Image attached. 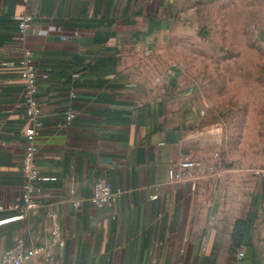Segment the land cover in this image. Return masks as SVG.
I'll return each instance as SVG.
<instances>
[{
    "label": "crops",
    "instance_id": "0c3cea01",
    "mask_svg": "<svg viewBox=\"0 0 264 264\" xmlns=\"http://www.w3.org/2000/svg\"><path fill=\"white\" fill-rule=\"evenodd\" d=\"M178 5L0 0V220L23 205L25 50L44 115L37 166L56 178L35 184L37 206L24 220L0 226V264L22 238L42 249L32 264L48 256L56 264H264L263 190L228 180L218 151L202 141L193 87L178 67L161 65ZM25 15L50 33L20 39ZM187 157L207 170L170 180ZM98 181L117 194L109 208L91 201ZM241 249L246 259L238 261Z\"/></svg>",
    "mask_w": 264,
    "mask_h": 264
},
{
    "label": "rangeland",
    "instance_id": "374dc122",
    "mask_svg": "<svg viewBox=\"0 0 264 264\" xmlns=\"http://www.w3.org/2000/svg\"><path fill=\"white\" fill-rule=\"evenodd\" d=\"M166 38L161 65L193 87L202 141L221 134L209 145L228 180H254L264 192L252 175L264 169V0H179ZM257 203L264 212V194Z\"/></svg>",
    "mask_w": 264,
    "mask_h": 264
},
{
    "label": "built area",
    "instance_id": "2783aa9c",
    "mask_svg": "<svg viewBox=\"0 0 264 264\" xmlns=\"http://www.w3.org/2000/svg\"><path fill=\"white\" fill-rule=\"evenodd\" d=\"M51 31V28L35 27L34 21L31 16L25 15L19 23V38L25 39L30 33H34L38 36H46ZM77 36L78 33L73 34ZM62 40H67L66 37H62ZM22 66L21 80L23 82V102L26 110V121L30 126L25 130L24 136L26 137V145L24 149L22 171L24 176V194L23 205H15L13 209L18 211V215L15 217L0 220V226H4L17 221H22L26 218L28 211L35 208L37 205L33 201V195L36 191L35 184L44 183L48 181H55V177L44 176L41 174L37 166L38 146L35 142V138L40 134V130L43 124V109L38 101V94L40 92V85L38 83V71L35 65L34 57L31 52L25 50L20 59ZM47 76H45L46 78ZM73 77H78L74 74ZM74 96V95H73ZM75 116L73 114H67V122L73 121ZM221 135V134H220ZM220 135L216 136V139L206 142L212 146H219L221 144ZM211 136V134L209 135ZM218 152L215 153V157H218ZM207 168L201 162L191 160L189 157L185 158L179 167V172L171 170L169 172L170 180H179L183 177L193 178L195 172H204ZM254 178L264 180V169H254L252 172ZM192 190H195L196 183L192 182ZM116 193L113 191L109 184L102 181L95 183L93 187V193L91 201L93 205L98 209L109 208L113 205ZM75 208L81 207V201L74 202ZM3 208L0 207V211ZM53 224L57 228V221L53 220ZM42 249L38 246H29L25 239H19L18 242L9 250H7L2 257V264H32L33 260L40 255ZM246 259V251L241 249L237 254V260L243 261ZM46 264H56L52 257L46 259Z\"/></svg>",
    "mask_w": 264,
    "mask_h": 264
}]
</instances>
